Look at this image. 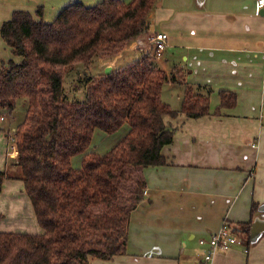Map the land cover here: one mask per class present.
<instances>
[{
  "label": "trees",
  "instance_id": "obj_1",
  "mask_svg": "<svg viewBox=\"0 0 264 264\" xmlns=\"http://www.w3.org/2000/svg\"><path fill=\"white\" fill-rule=\"evenodd\" d=\"M159 1L75 2L52 21L38 8L36 16L16 10L3 22L1 36L20 60L0 68V114L24 100L25 116L15 133L18 157L0 171V192L5 180L21 179L44 232L0 231V264H91L127 253L130 214L146 189L143 170L165 165L163 148L174 140L166 118L209 115L211 90L196 95L187 86L174 110L162 100L169 77L151 49L103 76L87 77L84 101L70 99L65 83L78 66L114 56L135 40ZM220 97L216 114L238 101L228 90ZM125 124L128 133L107 153L88 152L97 129L113 134ZM76 155H83L81 168L73 166ZM257 209L254 202L251 216ZM251 223H241L247 245Z\"/></svg>",
  "mask_w": 264,
  "mask_h": 264
},
{
  "label": "crops",
  "instance_id": "obj_2",
  "mask_svg": "<svg viewBox=\"0 0 264 264\" xmlns=\"http://www.w3.org/2000/svg\"><path fill=\"white\" fill-rule=\"evenodd\" d=\"M99 1L0 0V30L16 10L36 16L42 8L47 21L75 2L92 6ZM256 2L160 0L135 40L120 53L100 59L104 70L130 64L150 50L156 32H166L167 47L154 59L169 77L162 100L165 89L176 90L177 104H182L187 86L203 94L209 89L211 113L166 118L175 129L174 140L163 148L165 165L143 170L146 189L130 214L127 253L112 260L92 259L91 264H201L208 247L200 240L218 232L224 221L241 243L216 253L210 264H264V11L258 13ZM10 59L20 60L0 32V68ZM222 90L234 92L238 101L216 114ZM20 123L17 107L0 114V171L18 157L13 135ZM129 129L128 124L113 134L97 129L88 152L107 153ZM82 158L73 157L75 168H81ZM254 202L258 209L251 216ZM0 213V231L44 232L19 178L5 180ZM249 220L247 245L241 223Z\"/></svg>",
  "mask_w": 264,
  "mask_h": 264
},
{
  "label": "rangeland",
  "instance_id": "obj_3",
  "mask_svg": "<svg viewBox=\"0 0 264 264\" xmlns=\"http://www.w3.org/2000/svg\"><path fill=\"white\" fill-rule=\"evenodd\" d=\"M125 1H130V0H125ZM53 19L54 18H50V20H47V21H52ZM150 43H151V46H150V49H151L152 48V42L150 41ZM108 57L109 56L96 57L90 63L89 67H84L83 65H80L76 68V70L67 74L65 89H66V93L70 99L81 100V101H84L86 99L85 85H86L87 77L103 76L106 73V70H104V65H102V62L100 59H104V58H108ZM120 61H123V60H120ZM124 61L128 62L131 60L125 59ZM192 90H193L194 94H196V95L199 94L198 89L192 88ZM183 95L184 94H181V99L183 98ZM177 98H178V96H177L176 90L172 91V89H165L164 97H163V101L165 103L171 102V103H173L172 105H175V103H176V107H180L181 103L178 101V104H177ZM23 102H24V100H20L17 103V116H19L21 122L23 121L24 116H25V109L22 105ZM15 114L16 113H14V116H15ZM8 116H10V114H8ZM13 137L15 140V135H13ZM233 232L235 234H237L234 230H233ZM24 233H26V232H24Z\"/></svg>",
  "mask_w": 264,
  "mask_h": 264
},
{
  "label": "built area",
  "instance_id": "obj_4",
  "mask_svg": "<svg viewBox=\"0 0 264 264\" xmlns=\"http://www.w3.org/2000/svg\"><path fill=\"white\" fill-rule=\"evenodd\" d=\"M256 6L257 11L260 14L264 11V0H257ZM168 39L169 36L166 32H156L154 34L151 39L152 48L150 50V54L154 59H158L162 56L167 47ZM239 243H241V239L233 232L231 225L224 221L218 232L211 235L208 239L200 240L201 245L208 247L201 264H210L216 253L228 251Z\"/></svg>",
  "mask_w": 264,
  "mask_h": 264
},
{
  "label": "water",
  "instance_id": "obj_5",
  "mask_svg": "<svg viewBox=\"0 0 264 264\" xmlns=\"http://www.w3.org/2000/svg\"><path fill=\"white\" fill-rule=\"evenodd\" d=\"M110 72V68H108L107 70H106V73H109Z\"/></svg>",
  "mask_w": 264,
  "mask_h": 264
}]
</instances>
